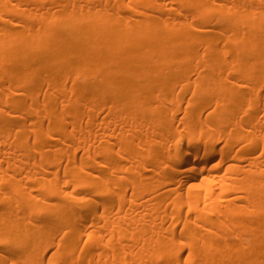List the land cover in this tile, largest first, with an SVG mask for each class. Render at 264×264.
Here are the masks:
<instances>
[{"label": "bare ground", "instance_id": "6f19581e", "mask_svg": "<svg viewBox=\"0 0 264 264\" xmlns=\"http://www.w3.org/2000/svg\"><path fill=\"white\" fill-rule=\"evenodd\" d=\"M0 264H264V0H0Z\"/></svg>", "mask_w": 264, "mask_h": 264}]
</instances>
